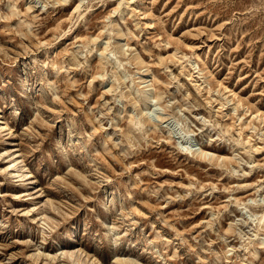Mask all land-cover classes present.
Here are the masks:
<instances>
[{
	"label": "rangeland",
	"instance_id": "1",
	"mask_svg": "<svg viewBox=\"0 0 264 264\" xmlns=\"http://www.w3.org/2000/svg\"><path fill=\"white\" fill-rule=\"evenodd\" d=\"M0 119V264H264V0H0Z\"/></svg>",
	"mask_w": 264,
	"mask_h": 264
},
{
	"label": "bare ground",
	"instance_id": "2",
	"mask_svg": "<svg viewBox=\"0 0 264 264\" xmlns=\"http://www.w3.org/2000/svg\"><path fill=\"white\" fill-rule=\"evenodd\" d=\"M0 127H1V128H4L5 130L8 129L6 123H5V121H4L3 119H0ZM4 129H3V130H4ZM14 159H15V158H14ZM22 162H23V161H22L21 159H16V160H15V163H16L15 165H16V167L18 168V169H17L18 174H19L21 177H23L24 180H27V179H29V176H28L27 172H25V170L23 169V164H22ZM260 248H261V249L264 248V240L261 241V243H260Z\"/></svg>",
	"mask_w": 264,
	"mask_h": 264
}]
</instances>
